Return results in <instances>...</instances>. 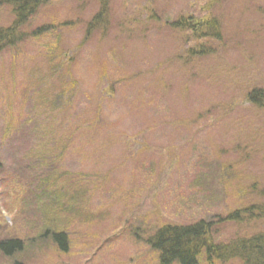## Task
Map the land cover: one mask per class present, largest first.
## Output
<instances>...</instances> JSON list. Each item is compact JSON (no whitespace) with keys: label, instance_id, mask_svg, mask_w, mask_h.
I'll return each mask as SVG.
<instances>
[{"label":"rangeland","instance_id":"obj_1","mask_svg":"<svg viewBox=\"0 0 264 264\" xmlns=\"http://www.w3.org/2000/svg\"><path fill=\"white\" fill-rule=\"evenodd\" d=\"M103 1L43 0L25 28L47 32L0 54V242L24 243L0 264H158L163 226L264 208V104L247 98L264 0H106L88 33ZM260 234L253 216L212 235Z\"/></svg>","mask_w":264,"mask_h":264},{"label":"trees","instance_id":"obj_2","mask_svg":"<svg viewBox=\"0 0 264 264\" xmlns=\"http://www.w3.org/2000/svg\"><path fill=\"white\" fill-rule=\"evenodd\" d=\"M43 0H0V6L11 8L13 21L7 27L0 28V54L5 50L15 51L16 46L26 38L42 36L47 30L38 27L35 30H27L25 27L29 20L42 7ZM101 10L94 16L88 26V33L100 26L106 17L107 2L103 1ZM180 26H188L189 23L179 21ZM177 28V27H175ZM198 28H191L197 31ZM55 75L54 73H52ZM65 79L58 78L53 90L46 95L47 102H52L55 89L61 93L69 91L70 86L63 83ZM27 86V90H28ZM75 87L72 89V92ZM52 95V96H51ZM9 95L6 96L8 98ZM248 101L253 105L264 104V90H255L248 95ZM48 104V105H49ZM10 112L12 108H9ZM13 113V112H12ZM7 118L14 117L15 113ZM14 119V118H13ZM264 208L251 206L245 210L232 213L218 223L199 221L195 224L177 226L165 225L148 237L146 243L158 254V264H230L233 259H238L241 264H264V235L249 236L232 240L227 244L215 243L213 231L221 222H239L244 217L264 218ZM53 235V236H52ZM255 235V234H254ZM52 239L66 250V236L56 231L51 234ZM24 243L20 240H5L0 242V251L5 256L21 253Z\"/></svg>","mask_w":264,"mask_h":264}]
</instances>
